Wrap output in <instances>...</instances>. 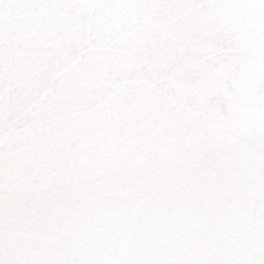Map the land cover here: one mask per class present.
Listing matches in <instances>:
<instances>
[{
  "label": "snow or ice",
  "instance_id": "snow-or-ice-1",
  "mask_svg": "<svg viewBox=\"0 0 264 264\" xmlns=\"http://www.w3.org/2000/svg\"><path fill=\"white\" fill-rule=\"evenodd\" d=\"M0 264H264V0H0Z\"/></svg>",
  "mask_w": 264,
  "mask_h": 264
}]
</instances>
